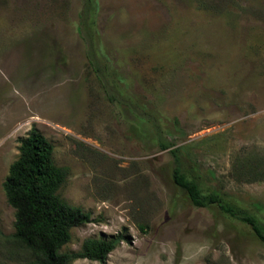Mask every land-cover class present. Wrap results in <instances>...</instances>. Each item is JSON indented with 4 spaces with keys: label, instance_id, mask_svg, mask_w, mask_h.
I'll return each mask as SVG.
<instances>
[{
    "label": "rangeland",
    "instance_id": "374dc122",
    "mask_svg": "<svg viewBox=\"0 0 264 264\" xmlns=\"http://www.w3.org/2000/svg\"><path fill=\"white\" fill-rule=\"evenodd\" d=\"M32 126L91 215L63 249L126 237L71 264H264L248 224L172 177L178 159L264 217V0H0V264H36L3 189Z\"/></svg>",
    "mask_w": 264,
    "mask_h": 264
},
{
    "label": "trees",
    "instance_id": "16d2710c",
    "mask_svg": "<svg viewBox=\"0 0 264 264\" xmlns=\"http://www.w3.org/2000/svg\"><path fill=\"white\" fill-rule=\"evenodd\" d=\"M171 146L174 143L168 142L162 148ZM53 150L51 141L34 126L19 138L18 156L3 181L7 203L14 209L15 216L11 241L29 252L36 264H71L79 258L104 263L108 254L126 238L124 234L87 237L78 250L63 249L70 241L71 229L90 222L91 215L59 195L68 169L55 163ZM172 177L193 206H216L225 217L248 224L254 235L264 242V217L249 212L226 193L203 187L181 169L178 159Z\"/></svg>",
    "mask_w": 264,
    "mask_h": 264
}]
</instances>
